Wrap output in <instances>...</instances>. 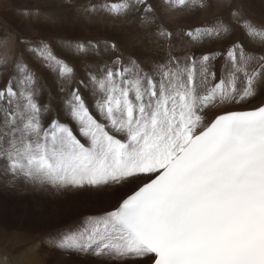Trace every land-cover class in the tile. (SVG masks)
<instances>
[{
    "label": "snow or ice",
    "instance_id": "6c2138e0",
    "mask_svg": "<svg viewBox=\"0 0 264 264\" xmlns=\"http://www.w3.org/2000/svg\"><path fill=\"white\" fill-rule=\"evenodd\" d=\"M17 14L36 31L34 20L63 19L37 7ZM81 14L135 25L150 54L63 40L87 60L79 73L55 45L5 27L18 53L0 60V186L126 188L114 211L64 234L59 246L84 256L264 264V26L250 18L253 0H87Z\"/></svg>",
    "mask_w": 264,
    "mask_h": 264
},
{
    "label": "rangeland",
    "instance_id": "374dc122",
    "mask_svg": "<svg viewBox=\"0 0 264 264\" xmlns=\"http://www.w3.org/2000/svg\"><path fill=\"white\" fill-rule=\"evenodd\" d=\"M24 1L26 3V7L30 6L27 3V0H24ZM60 2H64L67 4L66 0H48V5L50 3H53L55 5H58V8H59ZM92 2H94V0H92ZM97 2H99V0ZM0 3H2L0 7V24H4L6 27L13 26L15 30L19 33L21 32L20 34H22L23 36H26L28 38L31 37L32 35H29V32L30 33L31 32H38V33L41 32L43 34L45 30L44 27H48V24H45L44 22L42 23L43 21L42 18L39 21L37 20H34L35 22L33 21V24L35 25V27L40 29L39 31H36L32 28H26L24 25H22L23 23L20 22L21 19L19 20L21 25L15 26L16 22L10 19L11 18L10 15H6L7 14L6 11L11 8V3L7 0L0 1ZM206 11H209V10H206ZM13 16L16 17V15H13ZM91 16L92 18L89 15L90 19H93L94 17L95 18L97 17L100 19L102 18V17H98L92 14ZM97 18L95 20H98ZM206 19H204L202 22H205ZM118 23L125 24V26L130 27V28L135 27V25L129 24L127 22L116 21L114 19H110L108 24H118ZM58 24L61 26L59 25L53 26L54 29L58 30L57 33L70 35V33L67 31V29L69 28L68 24L64 25L63 22L58 23ZM1 32L3 33V25H0V33ZM51 32L52 34H55V31L53 29L51 30ZM37 35L39 36V34ZM57 38L58 37H56V39ZM58 39H57V45L61 46V42L64 40V38L59 37ZM120 39H119V42L117 41L119 45L123 47L125 46V48H127L124 42L125 41L124 38H120ZM122 39H123V42H121ZM7 41L10 43L11 38L8 37ZM8 42H6L7 45H8ZM148 51L150 52V50ZM8 53L9 54L11 53V55H16L13 49H10ZM126 53L130 54L128 51H126ZM126 53H125V56L128 55ZM59 54L63 55L62 53H59ZM139 54H136V55H139ZM73 59L76 61L74 66L75 67L78 66V68H76V71L79 73H83L85 69V65H86L85 59H77L75 57H72L70 60H73ZM42 64H43V60H38V61H35L31 65L32 68L36 71V74H39L41 72ZM2 66L3 65L0 64V67ZM43 82H45V80H43ZM1 188L3 189L2 191H0V227L2 228L1 230L7 233L14 231L16 234L25 233V234H29L33 236L30 242L27 241L26 242L27 244L25 243L23 245V248L25 249L24 251L28 253L34 247L32 250L33 252L31 251V253H29V256L32 257V259L34 260V263L35 262L36 263L45 262V264H54V261L58 259L56 255L57 251H55L56 250L55 248H58V246L60 245L61 238L59 236H62L65 233H67L68 227L77 226V228H74L75 233H76L80 227L79 226L80 223H83L82 225H87L86 221L88 217H92V216L94 217V216L101 215L102 213L96 214V213H100L99 211L105 212L107 210H113L112 208L115 207L116 202L122 199L126 195V192H127L126 188L115 189V190L110 189L108 191L101 193L95 190H88V189H80V190H74L71 188L60 189V188L48 185L46 186V188H42L38 190L37 189L35 190L29 189L28 191L18 190L20 194L14 195L10 191H15V188L14 189L5 188L2 186ZM6 189H8V191ZM48 202L50 204H48ZM73 206H75V208H73L72 213H65L67 211V208L73 207ZM103 215L105 214L103 213ZM81 220H84V221H81ZM100 227H103V226L100 225ZM52 238L54 240H52ZM8 247L11 248L10 245ZM50 247L52 248L53 252L49 250ZM13 249L8 248L6 252L11 254L12 256H15V259L17 261H21L22 258L20 257V255H16L15 250L11 252ZM45 251H47L48 253ZM2 258L3 257H1V259ZM99 262L106 263V261H102V260H99ZM107 262L111 263V261H107ZM21 263L25 264L23 260L21 261Z\"/></svg>",
    "mask_w": 264,
    "mask_h": 264
},
{
    "label": "bare ground",
    "instance_id": "6f19581e",
    "mask_svg": "<svg viewBox=\"0 0 264 264\" xmlns=\"http://www.w3.org/2000/svg\"><path fill=\"white\" fill-rule=\"evenodd\" d=\"M0 1H3V0H0ZM7 1H9L11 3V8H10L11 10L7 8L8 10L6 11L7 12L6 15H10V17H11L10 19H12V21L16 22L15 26H20L21 25V23L19 22L21 17L17 14V10L18 9H31L33 7H37L42 12L43 11L60 12L61 16L63 17V19L60 20L58 23H62L63 22L64 25L68 24L69 28L67 29V31L70 33V35L57 33L58 30L54 29L53 26H57L59 24L58 23H50V24H48V27H44L45 30H44L43 34L41 32L40 33H38V32H31L30 33L29 32V35H32L29 38L31 40H33V41H38V40L43 39L46 42H48L50 46L55 45V50L58 53H62L63 55L68 56L69 60L73 56L68 54V52L65 49H63L61 46L57 45V39L59 37H63L64 40H68V39L79 40V41L110 40V41H113V42H117V41L119 42L120 38H124V40H125L124 42H125V45L127 47L126 49H127V51L129 53H132V54L136 55V54H139L142 51L139 55H149L150 54V52L148 51L149 50L148 45L147 44H143V43H141L139 41V38L136 35V27L130 28V27L125 26V24H121V23L108 24L110 19H106V18H103V17L101 19L96 17L98 20H95L96 18L93 16L95 19L94 18L90 19V17L92 18L91 14H89L90 17H89V15L82 16V14H81V5L83 3H86L87 0H80V2L75 4V5H69V4H66L64 2H60L59 3V5H60L59 8H58V5H55L53 3H50L48 5V0H27V3L30 5L28 7H26V3H25L24 0H15V1L7 0ZM97 1L98 0H94L93 3H98ZM253 3H254V14L250 18H251V20H252V22L254 24H256L258 26H264V6L261 5V0H253ZM1 5H2V3H0V7H1ZM214 14H216V13H214L213 10H211V9H209V11H204L202 13L201 17L199 18V22H202L206 18H207L206 19V21H207ZM13 15H16V17L13 16ZM37 21H39V20H37ZM188 22L189 23H194L196 21H194L193 19L189 18ZM6 23H7V21H6ZM42 23H43V21H42ZM0 25H3V32H4V29H5L6 26L4 24H0ZM22 25H24V24H22ZM59 26H61V25H59ZM52 29L55 31V34H52V32H51ZM37 34H39V36ZM56 37H58V38L56 39ZM10 38H11V42L10 43L7 41L8 38H7V40L2 38V37L0 38V60L3 59L4 53L5 52H9L10 49H13L15 54L18 53V47H16L17 45L15 46L13 38L12 37H10ZM136 38H138V39H136ZM9 41H10V39H9ZM6 42H8V45L6 44ZM121 42H123V39H122ZM120 44H122V43H120ZM144 49H145V51H144ZM146 51H148V52H146ZM126 54H128V53H126ZM88 55L91 58V57L94 56V53H89ZM125 58H127V55L125 56ZM85 62L87 63V60H85ZM76 68H78V66L75 67V69ZM78 70H80V69H78ZM37 75L40 76L43 80H45L44 83H47L50 86L53 84V82L55 80L54 74L51 73L50 71H48L45 68L44 62L42 64L41 72L39 74H37ZM2 190L3 189L0 186V191H2ZM6 190L8 191V189H6ZM74 190H77V189H74ZM10 192L12 194H14V195L20 194V192L17 189H15V191H10ZM63 193H64V191H63ZM113 195H114V193H113ZM120 201H121V199L116 202L115 207L112 208L113 210H107L105 212L99 211L100 213H96V214H101L102 213L101 215H98V216H103V213L106 214V213H108L110 211H114L117 208V206L119 205ZM48 204H50V203L48 202ZM73 208H75V206L67 208V211L65 213H72ZM96 214H94V215H96ZM85 215H87V214H85ZM94 217H97V216H94ZM81 221H84V220H81ZM82 224L83 223H80L79 229L82 228L83 226H85V227L87 226V225H82ZM101 226H103V225L101 224ZM1 229L2 228L0 227V264H22L21 263L22 260L25 262V264H33L34 260L32 259L31 256H29V253H31V251L33 250L34 247L28 253L26 251H24L25 249L23 248V245L27 241L30 242L32 240L31 238H33V236H31L29 234H25V233L24 234H16L14 231H12L10 233H7V232L2 231ZM70 232L71 233H75V229H70L68 227L67 228V233H70ZM9 245L11 246V248L8 247ZM8 248L9 249H13L14 248L11 252H13L15 250L16 251V255H20V257L22 258L21 261H17L15 259V256H12L11 254L7 253L6 251L8 250ZM53 248H55V247H53ZM55 249H56L55 251H57L56 255H57L58 259H56L54 261V264H112V262L111 263H109V262H106V263L99 262L98 259L93 260V259H91L92 257L81 255L77 251L72 250V249H63L60 246H58V248H55ZM49 250L51 252H53L51 247L49 248ZM45 252H47V251H45ZM1 257H3V258L1 259ZM82 257H84V258H82ZM34 264H45V262H42V263H36L35 262Z\"/></svg>",
    "mask_w": 264,
    "mask_h": 264
}]
</instances>
